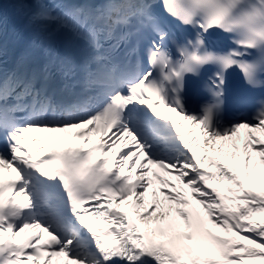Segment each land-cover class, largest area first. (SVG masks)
Here are the masks:
<instances>
[{
  "label": "snow or ice",
  "instance_id": "1",
  "mask_svg": "<svg viewBox=\"0 0 264 264\" xmlns=\"http://www.w3.org/2000/svg\"><path fill=\"white\" fill-rule=\"evenodd\" d=\"M256 89L264 0H13L0 11V264H264ZM73 129L82 143L27 136Z\"/></svg>",
  "mask_w": 264,
  "mask_h": 264
},
{
  "label": "bare ground",
  "instance_id": "2",
  "mask_svg": "<svg viewBox=\"0 0 264 264\" xmlns=\"http://www.w3.org/2000/svg\"><path fill=\"white\" fill-rule=\"evenodd\" d=\"M246 132H247V130L246 131H243V130H240V137H241V140H243L244 138H245V135H246ZM46 134H48L50 137H52L54 140H55V138H59L60 140H62V141H66V140H69V136H70V134H68V133H46ZM264 133H260V132H255V133H253V135H255V136H257V137H259V139L260 140H262V141H264V139H262L263 138V135ZM130 139V138H129ZM100 140V139H99ZM124 143V139L122 138V139H120V140H118L117 141V144H116V148L117 149H119L120 148V146L122 145ZM249 151H251V149H249ZM110 154H112V155H115V150L112 152V153H110ZM252 155L253 156H255L256 155V153L255 152H252ZM139 160L137 161V166L139 165ZM155 171H160L159 169H155ZM160 174L161 175H164L165 176V178H167V179H174V177H170V176H167L165 173H163V172H160ZM133 175L135 176V169L133 170ZM157 187L159 186L158 184L156 185ZM194 203V202H193ZM255 219H257V220H259V219H261V217L260 216H257V217H255ZM228 235H231L230 233H228ZM237 240L239 241L240 239L239 238H237ZM53 261H54V264H65V258H63V257H59V258H53Z\"/></svg>",
  "mask_w": 264,
  "mask_h": 264
},
{
  "label": "rangeland",
  "instance_id": "3",
  "mask_svg": "<svg viewBox=\"0 0 264 264\" xmlns=\"http://www.w3.org/2000/svg\"><path fill=\"white\" fill-rule=\"evenodd\" d=\"M262 136H263L262 139H264V134H263ZM216 231H217V232H220V233H224V232H223L222 230H220V229H216ZM225 234H228V233H225ZM238 242L241 243V244H243V243H247V242L244 241V240H239ZM250 247H252V246L250 245ZM246 264H254V262H247V261H246Z\"/></svg>",
  "mask_w": 264,
  "mask_h": 264
}]
</instances>
